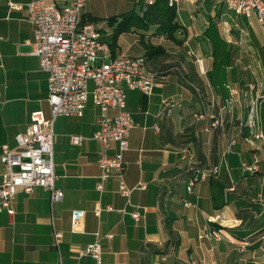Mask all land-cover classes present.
Listing matches in <instances>:
<instances>
[{"label":"crops","instance_id":"1","mask_svg":"<svg viewBox=\"0 0 264 264\" xmlns=\"http://www.w3.org/2000/svg\"><path fill=\"white\" fill-rule=\"evenodd\" d=\"M30 1L0 0V146L14 150L15 135L34 111L51 117L48 73L30 53ZM148 1L85 0L82 18L92 21L110 44L104 34L113 25L105 19L138 10ZM172 3L182 27L176 37L185 38L181 44L153 36L150 26L133 31L137 37L127 40L119 34L112 47L113 55H143L146 68L157 76L151 95L124 88L125 109L134 123L122 151L130 196L118 193L116 176L104 179L102 189L96 186L103 146L93 133L101 110L88 97L81 115L53 120L54 185L62 198L52 201L41 186L29 192L18 189L10 202L13 213L0 211V264H264V86L247 82L233 67L228 71L226 64L234 61L238 46L225 34L246 29L264 61V25L256 20L255 26L246 19L251 16L230 10L226 0ZM209 24L225 46L220 55L225 71L214 76L212 43L203 33ZM149 42L163 46L164 52L148 56ZM227 98L232 99L231 111ZM174 100L179 104L164 112V103ZM212 116L221 119L213 129ZM257 133L261 136L255 137ZM72 134L82 135L81 143H72ZM231 138L234 143L227 151ZM106 151L114 155L117 144L112 142ZM254 157L257 168L245 169ZM210 164L218 165L217 176L196 182L188 191L189 168ZM4 171L0 165V181ZM78 210L83 216L73 228L71 216ZM94 242L101 248L100 262L80 253Z\"/></svg>","mask_w":264,"mask_h":264},{"label":"built area","instance_id":"2","mask_svg":"<svg viewBox=\"0 0 264 264\" xmlns=\"http://www.w3.org/2000/svg\"><path fill=\"white\" fill-rule=\"evenodd\" d=\"M85 0H31L27 3V18L34 27V40L30 53L37 57L40 68L48 73V96L51 117L46 118L41 110L31 114L25 129L15 135L16 149L6 144L0 146V165L5 167L0 181V211L13 213L10 202L16 191L29 192L34 186H41L50 193L52 201L62 198L63 192L54 185L53 169V132L52 125L56 116H78L83 112L88 99V81L93 83L91 96L93 103L101 110L98 128L93 137L102 143L97 158L100 169L97 188L102 189L103 180L118 177V193L128 198L131 188L125 183L123 173L125 163L122 151L128 147L129 130L134 125L131 114L125 109L124 88L139 89L151 95L157 76L146 68L143 55H113L110 45L100 38L95 24L82 18ZM148 3H152L149 0ZM172 5V0H168ZM13 7H18L10 3ZM227 7L246 16L255 15L264 25V0H226ZM253 88L252 86H250ZM264 99V94L261 95ZM178 101L164 103V112L178 105ZM232 99H226L227 110L231 111ZM109 108L117 112L109 114ZM221 124V119L212 116L210 128ZM261 136L260 133L255 137ZM82 135L72 134V143L79 144ZM115 142L118 152L109 155L106 149ZM234 139L227 144L229 151ZM257 157L252 163L244 165L247 170L257 168ZM218 165L210 164L195 169L186 181V189L192 191L196 182L208 177H216ZM264 181V177H262ZM185 204H188L186 202ZM111 209L110 206L107 207ZM137 220L139 212H131ZM83 211H74L71 225L77 228ZM59 233H55L57 238ZM101 248L97 242L90 243L80 250L90 254L100 262ZM64 264V263H60Z\"/></svg>","mask_w":264,"mask_h":264},{"label":"trees","instance_id":"3","mask_svg":"<svg viewBox=\"0 0 264 264\" xmlns=\"http://www.w3.org/2000/svg\"><path fill=\"white\" fill-rule=\"evenodd\" d=\"M93 19H97L94 17ZM106 22L109 26L113 25V37L109 44L111 51L115 45L116 38L119 33L124 31H138L137 29L148 30L153 26V36H163L166 39L173 40L178 43L184 41V37H176V34L182 31V27L178 24L176 9L173 5L168 4V0H155L152 3H143L138 10H130L120 15H112L107 17ZM204 35L211 41L213 48V67L220 66L222 59L221 53L225 51L224 41L220 38L215 25L209 24L203 31ZM146 52L148 56L164 52V47L159 44L146 43ZM145 58V57H144ZM146 61V60H145ZM200 168L199 166H191L189 168V176Z\"/></svg>","mask_w":264,"mask_h":264},{"label":"rangeland","instance_id":"4","mask_svg":"<svg viewBox=\"0 0 264 264\" xmlns=\"http://www.w3.org/2000/svg\"><path fill=\"white\" fill-rule=\"evenodd\" d=\"M245 17V16H244ZM246 19L252 20L253 24L256 26L259 23L256 21V17L254 14L251 15V17H246ZM106 25L104 26V28ZM107 28V27H106ZM139 32H142L143 29H137ZM226 31V37L229 38L231 41H236L234 44L235 46H238V49H236L237 56L235 57L234 61L232 63L228 62L226 64V68L228 67V71L230 72V68L233 67L234 71L238 72L242 77L245 76V80L247 82H251L252 84H255L259 88L264 86V61H262L259 57L260 53L256 49V47L252 43V37L248 35L247 30H239L237 31ZM109 33V37L107 34ZM121 34V38L123 37L124 40H127L129 37H137L136 34L133 31H124L119 33ZM105 37L109 41H112L113 37V29L112 32L106 31L104 34ZM118 38V36H117ZM127 42V41H126ZM233 48V47H232ZM232 58V57H230ZM213 61V60H212ZM230 66V68H229ZM225 66H215L213 67V62L210 64V70L212 76L219 73V71H225ZM240 83V82H239ZM89 86V94L88 97L92 98L91 96V90L93 83L91 80L88 81ZM262 120H264V109L261 111Z\"/></svg>","mask_w":264,"mask_h":264}]
</instances>
